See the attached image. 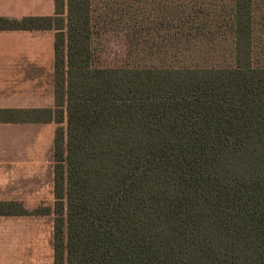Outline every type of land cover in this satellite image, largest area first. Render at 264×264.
<instances>
[{
  "label": "trees",
  "instance_id": "1",
  "mask_svg": "<svg viewBox=\"0 0 264 264\" xmlns=\"http://www.w3.org/2000/svg\"><path fill=\"white\" fill-rule=\"evenodd\" d=\"M95 2L0 17V32L54 33L53 108L0 110V125H56L52 208L1 201L0 217L52 215V264H264L254 0L230 2L224 67L175 62L194 61L200 29L220 31L203 0H163L161 19L150 1L124 0L132 47L156 62L118 69L98 66Z\"/></svg>",
  "mask_w": 264,
  "mask_h": 264
},
{
  "label": "rangeland",
  "instance_id": "2",
  "mask_svg": "<svg viewBox=\"0 0 264 264\" xmlns=\"http://www.w3.org/2000/svg\"><path fill=\"white\" fill-rule=\"evenodd\" d=\"M152 3V18H160L155 12L163 0H147ZM124 0H96L98 15L102 19L94 34V47L101 69H118L150 64L144 60L142 48L132 47L126 18L122 16ZM231 0H203L211 9L210 20L216 22L219 32L209 40L198 34V48L189 57L176 63L208 67L230 66L231 40L228 36V14ZM256 34L255 59L264 65V0H254ZM26 10V9H19ZM36 10V9H34ZM41 12L45 9H39ZM199 22H206V16ZM19 19V18H10ZM104 23V24H103ZM203 31V30H202ZM215 30H212L214 32ZM226 31V32H225ZM145 61V62H144ZM149 61V62H148ZM152 62V61H151ZM153 62H156L153 61ZM152 62V64H154ZM43 90L48 94V80ZM53 91V86H52ZM55 124L40 126H7L0 130V202H22L29 212L53 206V137ZM7 138L5 143L2 138ZM53 216L0 217V264H52Z\"/></svg>",
  "mask_w": 264,
  "mask_h": 264
},
{
  "label": "crops",
  "instance_id": "3",
  "mask_svg": "<svg viewBox=\"0 0 264 264\" xmlns=\"http://www.w3.org/2000/svg\"><path fill=\"white\" fill-rule=\"evenodd\" d=\"M42 8L45 10L41 12ZM53 13V0H0L2 18L51 17ZM53 43L51 31L0 32V110L53 108ZM44 79L50 88L43 97ZM7 126L26 125H0V130ZM2 140L5 143L7 138Z\"/></svg>",
  "mask_w": 264,
  "mask_h": 264
}]
</instances>
